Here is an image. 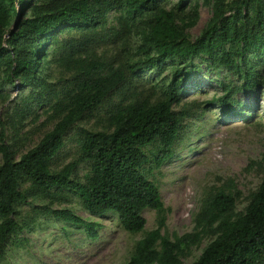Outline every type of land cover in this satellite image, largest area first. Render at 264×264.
Segmentation results:
<instances>
[{"label": "trees", "instance_id": "16d2710c", "mask_svg": "<svg viewBox=\"0 0 264 264\" xmlns=\"http://www.w3.org/2000/svg\"><path fill=\"white\" fill-rule=\"evenodd\" d=\"M201 1L209 7L210 18L198 38L189 41L184 31L196 21V6L184 17L154 0H37L32 15L22 18L24 0H0V60L6 79L31 86L13 106L9 120L22 121L33 105L51 99L49 118L55 120L17 160L9 146L0 143V258L9 236L20 229L14 218L18 207L28 200L51 205L73 197L91 216L113 213L129 234L143 231V210L155 212V227L134 244L124 264H180L183 251L206 233L214 238L191 264H264V151L260 183L241 214H233L234 196L218 190L201 205L193 231L173 238L161 234L167 210L157 186L145 175L144 166L157 167L170 157L190 114L187 108L173 110L187 74L174 71L156 91L138 88L136 72L194 56L231 70L236 58L264 54V0H232L231 12L225 0ZM13 4L17 12L10 27L8 8L13 11ZM116 8L121 14L115 25H107V14ZM64 27L77 33L58 42L57 62L65 75L52 84L40 77V68L47 63L48 44L57 43L53 33ZM138 28L141 55L132 60L130 41ZM107 45L109 50H98ZM245 76L239 87H223V95L211 102L233 114L230 97L252 91L257 84L253 74ZM103 107L101 129H78L76 157L52 168L65 134ZM82 163L88 164V172L80 178L77 169ZM43 213L95 237L96 224H84L68 209L44 205Z\"/></svg>", "mask_w": 264, "mask_h": 264}, {"label": "rangeland", "instance_id": "374dc122", "mask_svg": "<svg viewBox=\"0 0 264 264\" xmlns=\"http://www.w3.org/2000/svg\"><path fill=\"white\" fill-rule=\"evenodd\" d=\"M154 1L158 6L175 10L184 17L196 6V21L184 31V38L189 41L198 38L210 18V9L201 0ZM225 1L228 10L232 0ZM23 5L25 12L22 18H27L38 2L24 0ZM9 9L8 23L11 27L17 5L13 4V11ZM121 11V8L110 11L106 24L115 25ZM140 32L139 28L135 30L130 41L129 57L132 60L141 55L138 49ZM76 33V29L66 27L53 33L57 43L48 44L47 63L40 68V77L46 76L47 82L58 84L64 77L57 62L61 53L57 50L58 42ZM109 47L107 45L98 50H109ZM234 62L236 68L229 70L213 67L204 57L194 56L185 61L166 60L140 69L135 74L138 88L152 87L156 91L167 84L174 71L187 74L181 86L179 102L173 110L187 108L190 114L182 122V131L172 154L157 167L153 163L144 166L145 175L157 186L161 203L167 210L161 234L169 238L191 233L201 205L218 190L234 196L233 214H241L260 183L262 173L259 161L264 151V54H247ZM5 69L0 60V143L2 141L9 146L17 160L51 129L55 122L49 118V106L53 99L33 105L22 121L12 124L8 116L13 106L30 92L31 86L18 80L8 82ZM246 73L253 74L257 84L252 91H239L230 97L232 103L229 107H235L233 114L225 113L222 104L211 102L223 95V87H239ZM104 122L105 107L90 119L76 122L65 134L64 144L51 167L60 168L76 157L78 129L99 130ZM87 172V163L78 166V177L83 178ZM47 202L28 200L17 208L14 218L20 229L7 239L0 264H124L134 244L156 225L155 212L143 210V231L129 234L119 226L113 213L91 216L73 197L62 203L48 205ZM44 205L51 210L68 209L84 224H96L95 237H88L83 228L44 214ZM213 238L210 233L203 234L197 244L183 251L179 257L180 264L195 261Z\"/></svg>", "mask_w": 264, "mask_h": 264}]
</instances>
